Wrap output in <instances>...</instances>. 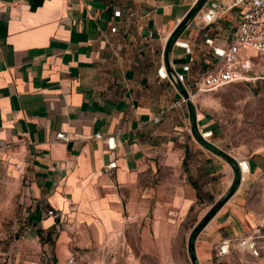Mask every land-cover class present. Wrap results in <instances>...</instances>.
Returning a JSON list of instances; mask_svg holds the SVG:
<instances>
[{
  "label": "crops",
  "instance_id": "crops-1",
  "mask_svg": "<svg viewBox=\"0 0 264 264\" xmlns=\"http://www.w3.org/2000/svg\"><path fill=\"white\" fill-rule=\"evenodd\" d=\"M211 2L227 9L207 25L200 14ZM229 5V0H0V157L19 165L22 199L31 206L37 232L50 234L65 220L67 237L87 247V239L120 228V206L131 220L138 216L134 207H141L144 220L154 198L142 193L154 192L144 183L157 175L179 174L185 165L190 180L216 197L208 204L212 209L234 187L229 205L249 187L246 177L264 170V157H256L246 160L244 173L219 149L218 137H201L212 131L209 123L193 99L182 101L194 93V80L211 54L205 39L226 47L234 38L241 10ZM194 7L197 12L187 19ZM175 42L187 43L194 57L187 73L189 54ZM160 68L168 75L182 73L185 80L173 84L159 76ZM58 133L67 140L56 138ZM110 163L115 168L107 170ZM171 191L168 197L182 211L198 197L191 185ZM214 215L219 216L216 210L207 222ZM226 232L236 230L229 225Z\"/></svg>",
  "mask_w": 264,
  "mask_h": 264
},
{
  "label": "rangeland",
  "instance_id": "rangeland-1",
  "mask_svg": "<svg viewBox=\"0 0 264 264\" xmlns=\"http://www.w3.org/2000/svg\"><path fill=\"white\" fill-rule=\"evenodd\" d=\"M241 54L250 56L252 79L191 98L209 123V132L219 138V149L237 165L264 157V52L242 50ZM201 137L213 138L203 133ZM17 173L14 165L0 157V264H55V260L57 264H264V170L246 177L249 187L233 196L229 205L225 202L232 195L230 188L223 193L214 205L219 216L216 213V220L198 231L192 244L194 228L216 197L201 191L199 186L204 184L192 182L184 165L179 174L157 175L144 183L154 191H142L154 195L146 219L141 220V207H134L138 216L131 220L127 207L120 206V228L108 237L87 239V247L67 237L65 220L57 221L50 234L37 232L31 206L22 199L23 179ZM188 185L196 188L198 197L182 211L168 195L171 189L187 190ZM229 225L236 230L233 235L226 232Z\"/></svg>",
  "mask_w": 264,
  "mask_h": 264
},
{
  "label": "built area",
  "instance_id": "built-area-1",
  "mask_svg": "<svg viewBox=\"0 0 264 264\" xmlns=\"http://www.w3.org/2000/svg\"><path fill=\"white\" fill-rule=\"evenodd\" d=\"M229 1V7H236L241 10L234 38L226 47L216 46L212 39H205L206 44L211 48V54L206 61V67L194 80V93L183 98V102L190 100L196 94L212 92L228 84L252 79L250 56H243L241 51L264 52V0ZM226 9L227 7L221 6L217 2H211L208 8L200 14V17L205 24L209 25L219 13L225 12ZM175 44L184 48L189 54L188 61L183 66V72L187 73L194 63V57L190 55V47L185 42H175ZM158 74L162 78H170L173 84L185 80L184 74L174 73L168 75L162 68L158 70ZM210 135V132L203 133L205 137ZM56 138L67 140L66 135L63 133H58ZM107 145L109 148L114 147L112 137L107 138ZM238 165L241 170L245 165L248 166L246 161L239 162ZM16 168H19V165H16ZM113 168H115V163L106 166L107 170ZM48 215L54 218L58 217V214L53 210H49Z\"/></svg>",
  "mask_w": 264,
  "mask_h": 264
},
{
  "label": "trees",
  "instance_id": "trees-1",
  "mask_svg": "<svg viewBox=\"0 0 264 264\" xmlns=\"http://www.w3.org/2000/svg\"><path fill=\"white\" fill-rule=\"evenodd\" d=\"M197 12V7H194L190 12H189V16L192 17L195 13ZM187 15V16H188ZM181 25H184V23H181ZM180 29V27H179ZM178 31V30H177ZM177 31L174 32V34L172 35L171 37V41L176 37V34H177ZM231 161V159H230ZM234 189V187L232 188ZM231 189V190H232ZM216 210V207L212 208L209 213L204 217V219L194 228L192 234H191V237H190V243L192 244V241L194 239V236H196V234L198 233V231L204 226V224L207 222V220L212 216V214L215 212ZM55 264L56 263V260H55Z\"/></svg>",
  "mask_w": 264,
  "mask_h": 264
},
{
  "label": "bare ground",
  "instance_id": "bare-ground-1",
  "mask_svg": "<svg viewBox=\"0 0 264 264\" xmlns=\"http://www.w3.org/2000/svg\"><path fill=\"white\" fill-rule=\"evenodd\" d=\"M252 52H253V51H252ZM247 169H248V166L245 165V166L242 168V171H243V172H247Z\"/></svg>",
  "mask_w": 264,
  "mask_h": 264
},
{
  "label": "water",
  "instance_id": "water-1",
  "mask_svg": "<svg viewBox=\"0 0 264 264\" xmlns=\"http://www.w3.org/2000/svg\"><path fill=\"white\" fill-rule=\"evenodd\" d=\"M189 18H190V16L188 15V16H187V19H189ZM191 247H192V246H191Z\"/></svg>",
  "mask_w": 264,
  "mask_h": 264
}]
</instances>
